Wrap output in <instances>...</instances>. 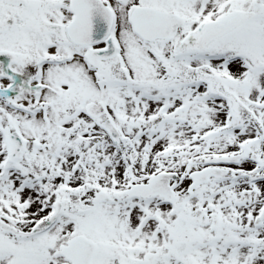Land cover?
<instances>
[{
	"label": "snow or ice",
	"instance_id": "6c2138e0",
	"mask_svg": "<svg viewBox=\"0 0 264 264\" xmlns=\"http://www.w3.org/2000/svg\"><path fill=\"white\" fill-rule=\"evenodd\" d=\"M0 264H264V0H0Z\"/></svg>",
	"mask_w": 264,
	"mask_h": 264
}]
</instances>
